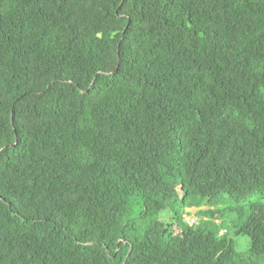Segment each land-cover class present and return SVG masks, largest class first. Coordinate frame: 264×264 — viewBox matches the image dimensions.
Returning <instances> with one entry per match:
<instances>
[{
	"label": "trees",
	"instance_id": "trees-1",
	"mask_svg": "<svg viewBox=\"0 0 264 264\" xmlns=\"http://www.w3.org/2000/svg\"><path fill=\"white\" fill-rule=\"evenodd\" d=\"M0 231V264H264V0H0Z\"/></svg>",
	"mask_w": 264,
	"mask_h": 264
},
{
	"label": "rangeland",
	"instance_id": "rangeland-1",
	"mask_svg": "<svg viewBox=\"0 0 264 264\" xmlns=\"http://www.w3.org/2000/svg\"><path fill=\"white\" fill-rule=\"evenodd\" d=\"M243 208H245V207H243ZM224 209H223L224 214H225L224 215V221H225V224L228 225V224H230V221L236 216V212H230L229 210H226V207H224ZM189 211L193 216H196L195 212L197 210L190 209ZM225 229L228 231V237H233L235 245H236V250L240 253L246 252L250 246L249 239L247 237L232 235V230H231L230 226H225Z\"/></svg>",
	"mask_w": 264,
	"mask_h": 264
},
{
	"label": "built area",
	"instance_id": "built-area-1",
	"mask_svg": "<svg viewBox=\"0 0 264 264\" xmlns=\"http://www.w3.org/2000/svg\"><path fill=\"white\" fill-rule=\"evenodd\" d=\"M187 211L190 213L189 210H187ZM185 221L187 222V224H188L189 226H193V225L197 224L198 219H197L196 216H193V215L190 213V215H189L188 217H186V220H185Z\"/></svg>",
	"mask_w": 264,
	"mask_h": 264
},
{
	"label": "bare ground",
	"instance_id": "bare-ground-1",
	"mask_svg": "<svg viewBox=\"0 0 264 264\" xmlns=\"http://www.w3.org/2000/svg\"><path fill=\"white\" fill-rule=\"evenodd\" d=\"M19 33V32H18ZM12 136V135H11ZM11 157V156H10ZM255 170V169H254ZM259 177V176H258ZM240 181V180H239ZM212 206V205H211ZM195 207V206H194ZM20 212V211H19ZM218 214V213H217ZM23 215V214H22ZM210 216V215H209ZM27 217V216H26ZM41 218V217H40ZM35 220V219H34ZM45 220V219H44ZM216 220V219H215ZM219 220V219H218ZM38 221V220H37ZM6 224V223H5ZM221 224V223H220ZM6 227V226H5ZM29 229V228H28ZM222 230V229H221ZM1 232V231H0ZM30 232V231H29ZM26 233V232H25ZM218 235V234H217ZM1 236V235H0ZM120 239V238H119ZM33 240V239H32ZM6 241V240H5ZM39 241V240H38ZM7 242V241H6ZM5 242V243H6ZM33 242V241H32ZM31 243V242H29ZM39 243V242H38ZM19 244V243H18ZM21 246V245H20ZM13 247V246H12ZM22 247V246H21ZM39 248V247H38ZM119 248V247H118ZM1 249V248H0ZM19 249V248H18ZM15 250V249H14ZM33 250V249H32ZM36 250V249H35ZM20 251V250H19ZM40 251V250H39ZM3 252V251H2ZM47 252V251H46ZM25 253V252H24ZM28 253V252H27ZM5 257V256H4ZM10 257V256H9ZM29 257V256H28ZM24 258V257H23ZM14 259V258H13ZM33 259V258H32ZM40 259V258H39ZM1 260V259H0ZM31 263V262H30Z\"/></svg>",
	"mask_w": 264,
	"mask_h": 264
}]
</instances>
